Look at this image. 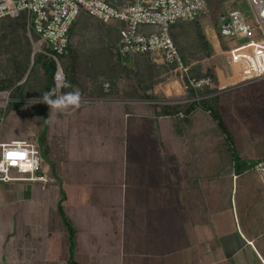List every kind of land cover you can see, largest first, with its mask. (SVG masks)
I'll return each mask as SVG.
<instances>
[{"label":"crops","instance_id":"obj_1","mask_svg":"<svg viewBox=\"0 0 264 264\" xmlns=\"http://www.w3.org/2000/svg\"><path fill=\"white\" fill-rule=\"evenodd\" d=\"M217 38L205 39L209 56ZM156 109L134 99L92 98L56 112L49 130L56 129L59 156L51 181H0V264H70V258L76 264H264V184L250 172L236 174L228 154L211 155L203 135L208 120L189 115L181 127ZM119 125L125 185L114 196L107 179L93 178V154L83 145H92L95 133L114 140ZM131 140L145 142L137 163L128 158ZM60 190L75 230L72 252L57 212Z\"/></svg>","mask_w":264,"mask_h":264},{"label":"rangeland","instance_id":"obj_2","mask_svg":"<svg viewBox=\"0 0 264 264\" xmlns=\"http://www.w3.org/2000/svg\"><path fill=\"white\" fill-rule=\"evenodd\" d=\"M207 3L206 16L201 20V26H199L200 31L204 37V40L209 38L214 40L216 35L219 41V45L223 49H228L239 45L242 40L237 42L229 41L220 37L218 33L219 22L218 18L220 14L226 12L230 9H238L242 13H247V5L245 0H205ZM91 21V20H90ZM89 23H78L72 30V46L73 55L77 61L76 73L78 79L87 88L92 86H99L100 82L103 83L102 87L106 93V76L110 73H116V86L113 87L112 93L108 98L112 99H125V96L129 93H133L137 96V101H144V103L149 106L152 110L155 105H167V104H184L182 110H184L191 100H196L195 96L200 94L202 97H213L215 96L213 104L218 108L219 114L224 121L227 132L230 135L231 142L223 135L216 127L215 121L209 114V112L202 106L196 107L189 115H192L190 119L194 122L203 120L209 123V132L203 135L209 136L208 151L212 156H217L225 152L234 151L245 154L244 149L248 152L250 156H262L264 154V77L254 79L252 81L246 82L242 85H233L228 87L229 89L220 90L214 76V67L216 63L213 62L208 57L207 44L205 49L200 48L195 45L194 40L182 36V44L185 45L186 52L193 54L191 56L192 60L200 59L201 62L213 73L214 81L210 80L212 87L203 86L201 89H191L195 92L194 97L190 96V91H186L183 88L181 80L172 73L167 76H162L165 72L164 67L161 69L156 68L151 63L145 60V58H135L131 62L125 61L126 64H130V68H126L122 72L120 69L125 63L117 62L115 55L109 54V49L107 48V41L113 37L110 28L113 23H103L100 24L98 21L93 20ZM182 24H188L189 22H180ZM178 23V25H180ZM106 30V32H104ZM191 41V42H190ZM190 43L192 46H190ZM42 48L46 47L42 43ZM34 60V66L35 62ZM30 64L28 70L32 67ZM9 63L5 56H0V79H5L10 73ZM36 67L32 69L35 70ZM38 68V67H37ZM38 70V69H37ZM96 77V78H95ZM95 78V79H94ZM24 79V78H23ZM22 79V80H23ZM29 80V84L25 86L26 95H35L39 86V78L34 76ZM178 80L181 89L177 93L165 94L164 89L166 84L171 81ZM153 87L148 90L149 85ZM190 89V88H189ZM88 91V90H87ZM148 93L152 95L151 99H142V95ZM8 91L0 92V141L10 142L12 140H33L37 143V151L41 158V169L42 172L50 175L51 167L53 162L57 163L58 152V142L56 136V129L49 130L52 123H56L55 118H57V113L53 112L50 116L49 107L44 106L45 103H35L29 104V101L36 100L37 98H23L8 96ZM56 98V97H55ZM135 98V97H134ZM46 109H45V108ZM45 109V111L43 110ZM43 112H45V118L42 117ZM148 112V114H152ZM99 116L102 113H98ZM97 114V115H98ZM96 115V116H97ZM152 116V115H151ZM187 116V117H188ZM51 117V118H50ZM172 119H178L179 126H183L184 123L181 120L187 119L178 118V116H170ZM176 121V120H175ZM74 123V122H73ZM76 123V121H75ZM50 125V126H49ZM95 122L93 123V126ZM161 132L165 131V122L161 124ZM46 127L45 139L49 142V150L45 141H43L39 136ZM117 128V127H115ZM93 130H95L93 128ZM117 133H115V139L107 137V141L104 138H100L94 134L92 145H83V151L86 153L93 154V178L98 181V183L107 179L109 183L112 184L113 195L118 193L121 196L122 190L124 188V183L121 180V168L123 166V159L125 158L126 145H124L125 150H122V129L118 126ZM186 132L188 131L185 130ZM124 132V131H123ZM184 132V131H183ZM125 134V132H124ZM183 134V133H182ZM166 134L162 133V136ZM201 133H199V136ZM49 136V138H48ZM48 138V139H47ZM164 138V137H163ZM100 140V141H99ZM120 140V141H119ZM256 143H258L257 148ZM145 142L144 141H133L131 140L128 148V158H131L133 162L140 161V155L145 152ZM79 146V145H78ZM87 146V147H85ZM151 147V146H150ZM201 147V146H200ZM207 147L205 144L203 148ZM156 150L158 145H155L152 149ZM75 151V150H74ZM80 152V149L79 151ZM154 152V151H153ZM224 154V153H223ZM226 155L228 153H225ZM247 155V156H248ZM106 159H112L113 165L106 163ZM138 159V160H135ZM123 161V162H122ZM125 163V162H124ZM125 165V164H124ZM232 165V164H231ZM213 168V167H211ZM8 176L13 177L16 172L14 169L10 168L7 172ZM109 175V176H108ZM248 176H254L251 172L247 174ZM252 176V177H253ZM256 179V178H255ZM112 181V182H111ZM123 184V185H122ZM57 240L56 234H51L48 238V242L55 246Z\"/></svg>","mask_w":264,"mask_h":264},{"label":"built area","instance_id":"obj_3","mask_svg":"<svg viewBox=\"0 0 264 264\" xmlns=\"http://www.w3.org/2000/svg\"><path fill=\"white\" fill-rule=\"evenodd\" d=\"M245 2L248 7L245 14L238 9L220 14L217 33L229 41L243 42L228 49L214 43L209 56L217 64L214 67L217 79L218 72L229 78L237 77V81L231 84L264 77V0ZM20 12L25 13V31L31 47L30 64H34L37 55L49 58L54 63L55 87L65 80L60 57L66 53L69 29L80 13L105 24L121 25L115 58L122 63L127 57L146 54L156 64L171 66L170 72L181 80L184 89L197 90L210 85L209 78L188 76V66L183 63L169 34V27L175 22L198 20L202 23L207 12L205 0H126L121 5L109 4L106 0H0V18L13 17ZM42 43L46 47L42 48ZM198 98L196 95L195 99ZM10 152L22 153L24 159L9 160L7 153ZM10 168L18 176H8ZM244 172H252L264 184V157ZM19 179L42 183L51 181V177L42 172L36 141L0 143V181Z\"/></svg>","mask_w":264,"mask_h":264},{"label":"trees","instance_id":"obj_4","mask_svg":"<svg viewBox=\"0 0 264 264\" xmlns=\"http://www.w3.org/2000/svg\"><path fill=\"white\" fill-rule=\"evenodd\" d=\"M109 4L113 5H121L126 3V0H106ZM207 5V3H206ZM96 20L100 24H103L101 21L97 20L94 17H91L85 13H80L76 20L73 22L69 29V43L66 50V53L63 54L60 57V62L65 74V80L61 83L64 84L65 82L70 83L72 87H60L59 88V94L71 92L73 88H79L82 94V99H112L108 98L113 90V87L116 86V73H110L108 76H106V93L104 92V88L102 87V84L100 82L99 86H94L92 83V86L87 88L85 85H83L78 79L76 69H77V61L75 56L73 55V46H72V30L78 23H89L91 20ZM90 21V22H91ZM181 21L175 22L170 25L169 27V34L170 37L185 65L188 66V76L191 78H209L210 80L214 81L213 73L210 71L204 64L201 62L200 59H196L195 61L192 60L191 56L193 55L191 52L193 50H190V52H186L185 45L182 44V40L180 38L182 36L187 37V40L192 39L195 42V45L198 47V45L203 47L205 49L206 41L204 40V37L200 31L199 26H201V23L198 20L189 21L188 24H182ZM180 23V25H178ZM110 32H112L113 37L110 38L107 41V48L109 49V54L115 55V48L116 43L118 40V30L120 28L119 23H113L110 25ZM106 32V30H104ZM191 42V41H190ZM190 46L192 44L190 43ZM208 48V46H207ZM73 49V50H72ZM30 42L28 40V37L26 35L25 31V13L20 12L16 16L13 17H3L0 18V56H5L7 59V62L9 63L10 73L8 76L5 77V79H0V92L1 91H8L9 97H23V98H41L44 92H49L54 86L53 82V71H54V63L47 57H44L43 55H37L35 58V66L34 64L32 66L36 67L34 71L32 67L30 70H28L29 65V55H30ZM209 50V48H208ZM207 50V52H208ZM209 56V53H208ZM145 58L146 61L151 63L153 66H155L158 69H161L164 67L165 72L162 76H169L171 74L170 69L171 66H165L164 64H156L152 62L148 55H133L130 57H127L125 60L131 62V60H135V58ZM119 62V60H117ZM121 62V61H120ZM130 64H123L120 69V72L125 70L129 67ZM38 67V68H37ZM38 69V70H37ZM36 76L39 78V86L38 90L35 93V95H26L25 93V86H27L29 83V80H32L31 78H34ZM24 78V79H23ZM96 78V77H95ZM94 78V79H95ZM23 79V80H22ZM154 85V82H152V86L149 85L147 88L150 90ZM201 89V88H200ZM88 90V91H87ZM186 91H190V96L195 95V92L191 89H186ZM142 99H151L152 95L148 93H144L142 95ZM135 97V98H134ZM213 97H202L200 94L199 98L196 100H191L187 105V107L182 110V106L184 104H167V105H155L156 109V115L157 116H178L180 118H185L190 114L196 107L199 105L204 107L213 120L215 121L216 127L218 130L225 135V137L231 142V137L229 133L227 132V129L225 127L224 121L221 118L218 108L213 104L214 98ZM55 99V96L52 97ZM125 99H137V96L133 93H129L125 96ZM46 108L48 107L47 104H44ZM45 108V107H44ZM43 110L45 111V109ZM45 118V112H43L42 117ZM45 133H46V127L39 136L43 141H45ZM228 153V156H230V159L233 162L232 168L236 174H242L250 165L255 163L258 159H244L239 157L234 150L232 149L231 152H225ZM52 177V176H51ZM60 199L57 203V212L60 217V220L62 221L63 225L65 226L67 235H68V244H69V251L72 252V249L74 247V234L75 230L69 220V218L66 216V214L63 211L62 208V201L64 199L63 191L60 190ZM70 264H76L71 258L69 259Z\"/></svg>","mask_w":264,"mask_h":264},{"label":"clouds","instance_id":"obj_5","mask_svg":"<svg viewBox=\"0 0 264 264\" xmlns=\"http://www.w3.org/2000/svg\"><path fill=\"white\" fill-rule=\"evenodd\" d=\"M60 87H72V85L67 82L57 85L51 91L44 92L41 98L29 101V104H47L50 109V116L53 112H66L69 109H78L82 103V94L79 88H73L71 92L57 94ZM53 96L56 98L53 99Z\"/></svg>","mask_w":264,"mask_h":264},{"label":"bare ground","instance_id":"obj_6","mask_svg":"<svg viewBox=\"0 0 264 264\" xmlns=\"http://www.w3.org/2000/svg\"><path fill=\"white\" fill-rule=\"evenodd\" d=\"M237 75V73H236ZM218 76H219V87H224L227 84H231L237 81V77L233 76V77H223V75L218 72ZM181 89L180 83L175 80V81H171L170 83L166 84L164 92L165 94H173V93H177V91Z\"/></svg>","mask_w":264,"mask_h":264},{"label":"snow or ice","instance_id":"obj_7","mask_svg":"<svg viewBox=\"0 0 264 264\" xmlns=\"http://www.w3.org/2000/svg\"><path fill=\"white\" fill-rule=\"evenodd\" d=\"M7 157L9 160L15 161V159H24V155L22 153H7Z\"/></svg>","mask_w":264,"mask_h":264},{"label":"water","instance_id":"obj_8","mask_svg":"<svg viewBox=\"0 0 264 264\" xmlns=\"http://www.w3.org/2000/svg\"><path fill=\"white\" fill-rule=\"evenodd\" d=\"M209 86L212 87V83Z\"/></svg>","mask_w":264,"mask_h":264}]
</instances>
